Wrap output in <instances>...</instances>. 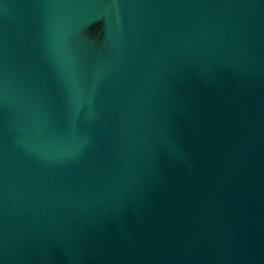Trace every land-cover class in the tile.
<instances>
[{
	"label": "water",
	"instance_id": "1",
	"mask_svg": "<svg viewBox=\"0 0 264 264\" xmlns=\"http://www.w3.org/2000/svg\"><path fill=\"white\" fill-rule=\"evenodd\" d=\"M0 264H264V0H0Z\"/></svg>",
	"mask_w": 264,
	"mask_h": 264
}]
</instances>
